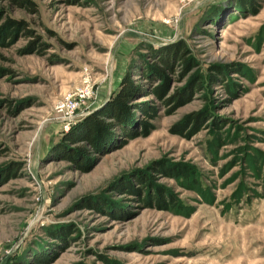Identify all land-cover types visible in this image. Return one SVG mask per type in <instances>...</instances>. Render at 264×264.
I'll use <instances>...</instances> for the list:
<instances>
[{
    "label": "rangeland",
    "instance_id": "1",
    "mask_svg": "<svg viewBox=\"0 0 264 264\" xmlns=\"http://www.w3.org/2000/svg\"><path fill=\"white\" fill-rule=\"evenodd\" d=\"M31 1L36 13L6 11L33 36L0 46V264H264V0ZM175 44L197 66L168 73L164 98L194 74L203 90L170 111L146 91L159 81L133 69L149 48ZM131 66L132 103L156 109L150 134L102 155L64 143ZM86 88L70 120L66 105ZM200 111L209 120L197 133L173 132ZM75 148L91 153L88 171L67 154ZM178 165L188 178L165 176ZM148 185L168 210L131 192Z\"/></svg>",
    "mask_w": 264,
    "mask_h": 264
},
{
    "label": "trees",
    "instance_id": "2",
    "mask_svg": "<svg viewBox=\"0 0 264 264\" xmlns=\"http://www.w3.org/2000/svg\"><path fill=\"white\" fill-rule=\"evenodd\" d=\"M6 6L36 13L35 4L31 0H0L1 47L9 46L20 35L25 37L33 36V32L24 20L15 19L7 15ZM240 7L242 8L243 6ZM41 47L42 45L36 40L30 44L27 51L37 52ZM138 57L139 65L135 68L132 66L128 68L126 75L119 84L118 90L110 96L102 108L89 114L76 126L72 127L63 137L64 143L75 144L84 142L88 145L91 153L102 155L121 148L127 140L146 137L150 134L153 130L151 120L156 117V109L153 104L148 102L132 103L135 97L141 96L139 94L141 85L137 81L132 80L133 70H137L139 77L149 82L154 78L159 81L158 85L148 88L146 91L157 100L167 104L170 111L189 102L193 93L203 90L202 77L199 74H194L190 77L186 86L175 89L170 96L166 99L164 98L168 91V73H173L177 65L181 66L183 74L197 66L194 59L188 57V52L183 45H168L157 50L149 48L145 55L140 54ZM149 59L152 61L149 62ZM131 68L134 69L132 70ZM211 70L215 71L218 76L225 74L222 67L215 66ZM213 74H211V79H208V83H210L209 81L215 82ZM207 120H209V115L206 111L189 114L185 116L181 123L174 126L173 132L185 137L191 136L200 130V123ZM210 124L213 125L211 120ZM189 127L190 129L185 135L183 130ZM215 128L218 129V126ZM66 152L72 159H77V161H73L78 170L82 172L89 170L91 153L88 150L75 148ZM187 170L186 167L178 165L175 168H169L165 176L174 179L180 177L188 178L189 173ZM144 180L139 181V184L144 186ZM140 191L141 189L132 190L131 192L139 196V200L146 203L149 207L153 206L159 210H168L169 206L167 204L173 203L167 193L159 186L148 185L146 191H141L142 193ZM140 196H144V198H140Z\"/></svg>",
    "mask_w": 264,
    "mask_h": 264
},
{
    "label": "built area",
    "instance_id": "3",
    "mask_svg": "<svg viewBox=\"0 0 264 264\" xmlns=\"http://www.w3.org/2000/svg\"><path fill=\"white\" fill-rule=\"evenodd\" d=\"M87 92H88L87 88L85 89V91H80V93L78 95V97H79V101H78L79 103L78 104L72 102V104L69 103L66 105V109L69 110L70 120L75 117V115H73V114L79 109L81 104L82 105L84 104V100L89 98V94Z\"/></svg>",
    "mask_w": 264,
    "mask_h": 264
}]
</instances>
